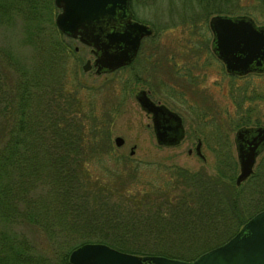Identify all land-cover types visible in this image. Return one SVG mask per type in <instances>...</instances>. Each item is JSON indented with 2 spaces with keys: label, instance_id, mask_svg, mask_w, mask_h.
<instances>
[{
  "label": "trees",
  "instance_id": "16d2710c",
  "mask_svg": "<svg viewBox=\"0 0 264 264\" xmlns=\"http://www.w3.org/2000/svg\"><path fill=\"white\" fill-rule=\"evenodd\" d=\"M42 4L45 5V2L38 0H7L6 6L0 3V16L4 17L3 14L10 10L7 15L11 19H24L23 24L25 26L26 23L28 31L26 43L31 42V37L33 43L36 33L45 34L44 39L37 37V43L42 45L39 51H43L39 56L24 57L9 46H0V264H70L67 260L69 250L86 241L104 242L137 254H163L190 260L226 240L239 225L221 239L212 241L213 243H206L202 236L199 237L198 250L185 252L186 248H181V244L184 247L193 240L198 229L209 218L204 217L205 214L219 204L221 197L224 199L225 195L226 199L234 198L233 189L228 186L233 181L231 168L227 164L218 165L214 176L220 179L217 181L201 170H190L173 164L162 165L158 162H140L127 155L117 156L113 152L107 125L118 112L122 97L117 96L116 101H113V92L112 96L106 95L102 103L97 105L95 98L91 102L87 93L80 94L79 88L84 90L85 86L83 88L79 81L71 89L66 88L67 78L61 68L57 67V63L61 50L70 54V38L56 27L53 17L46 27L39 26L42 12L32 14L31 6L39 9ZM50 4L55 7L52 0ZM212 8L214 10L210 13L241 12L226 5ZM188 19L187 23L200 29V25L190 20L191 16L186 18ZM206 24L207 20L200 29L197 42L193 43L195 46L191 44L196 52H189L187 60H198L204 50L211 59L207 48L209 37ZM48 31H51L50 35ZM152 31L142 38L140 44L149 37L157 41L159 29L152 25ZM140 47L130 63L115 70H139ZM182 49L183 44L178 43L173 52L168 51L166 65L171 69L174 65L179 67L174 57H179ZM51 53L54 62L51 61ZM190 54H194V57ZM177 66L176 72L183 80L187 73H182V64L181 72ZM189 84H192L191 81ZM163 92L172 102L187 105V110L188 107L192 109L194 119L202 120L204 117V113H199L194 103L186 102V95L190 93L188 94L185 86L174 92L171 84ZM227 121L233 129L238 124L245 123L236 121L235 118H228ZM196 125L199 127V124ZM204 127L199 130L203 135L202 140L206 142L207 135L202 133ZM214 128L207 131L211 134L208 136L212 138V134H215L217 139L218 131L216 126ZM217 144L218 150L214 149V152L219 155L220 161L224 163L231 160L233 164L231 140H228L227 133L220 135ZM258 158L260 159L249 179L253 176L254 180L251 182L254 189L262 192L263 152ZM140 169H146L149 174L142 185H139ZM124 184L139 188L143 193L141 200L146 202L147 207L131 209L132 215L123 206L121 213L116 202L103 189L107 191L112 185L114 188H121ZM170 189H176L171 191L173 195L168 196L165 192V200H158L157 194ZM257 199L259 195L256 196ZM151 201H158L157 206H149ZM223 205L217 211L218 218L226 213L228 206H225L226 202ZM233 206L228 207L229 210L237 211ZM253 213L242 217L241 223ZM140 215L147 216L140 218L137 224L130 221L133 225L123 217L138 219ZM20 220L33 224L40 230L50 245L53 256L44 254L47 250L37 247L11 228V224ZM135 229L151 238L152 241H146L152 243L153 247L145 246V239L138 243L134 238ZM176 232L180 238L165 236ZM195 243L199 245L195 241L192 245Z\"/></svg>",
  "mask_w": 264,
  "mask_h": 264
},
{
  "label": "rangeland",
  "instance_id": "374dc122",
  "mask_svg": "<svg viewBox=\"0 0 264 264\" xmlns=\"http://www.w3.org/2000/svg\"><path fill=\"white\" fill-rule=\"evenodd\" d=\"M38 1H41V3L44 1L45 5L42 4L39 9L32 5L31 11L32 14L37 13V15L39 12H42L39 26L46 27L50 18L54 17L53 14H55L57 8L52 7L50 0ZM206 1L207 0H129L133 18L143 21L151 25V27L154 25L155 28L159 29L156 36L157 41L149 37L140 44L141 47L139 46L140 53L138 58L141 65L139 70L135 68L127 72L128 68H125L123 71L114 70L96 73L94 72V66H92L91 69L83 70L81 68L82 62L85 58L92 59L93 55L90 46L81 44L74 38H70L69 41L68 50L70 54H66L64 50H61L58 57L59 62L57 63V67L61 68L67 78L65 79L66 88L71 89V87L79 81V83L83 84V88L85 86L84 90L82 87L79 88L80 94L83 95V93H87L91 102L95 98L97 105H100L106 95L108 97L109 95L112 96L113 92L115 93L112 97L113 101H116L117 96L120 98L122 97L118 112L107 125V133L113 145V152L117 156L127 155L129 158L140 162H158L162 165L173 164L186 167L190 170H201L206 174L212 175L214 180L217 181L220 179L214 176H216L218 165L227 164L231 168L230 172H232L233 181H231L228 186L232 187L234 198L226 199L223 194L224 199L221 197L219 204L214 206V209H209V212H212H208L204 216L209 218L205 224L198 229L199 232L196 231L197 233L193 236V240L187 237V240L190 241L185 244L184 247L180 243L182 249L186 248L185 252L198 250L200 247L199 237L201 236L205 239L206 243L221 239V237L236 228L237 225L240 227L242 224V217H247V215L264 207V191L261 192L257 191L256 188L254 189L255 186L251 182L254 180V178H252L253 176L249 179L252 172L238 184L234 182V177L238 171V163L236 161L235 149L233 148L232 142L230 148L234 160L233 164L231 160L222 163L219 155L214 152V149L218 148L217 143L220 140L221 134L227 133L228 140L232 138L233 126H230L228 123V118H235V120L238 121L239 118H248L249 116V122H264V85L262 83V78L253 75L250 77L249 82H244L245 80L236 78L235 83L237 86H234L231 83L228 84L229 80L227 76L221 79L223 74L219 69L210 68L208 70L207 68V70H204L205 76L203 77V82L198 85L192 82L190 85L189 75L186 74L188 63L186 57L189 56V52H196V50L191 48V44L197 42L196 40H198L201 27L204 25L209 15L213 14L210 13V11L214 10L212 7L221 8L226 5L233 10L241 11L237 13H248L253 16L257 22L264 23V0H208L209 3H206ZM0 3L6 6L7 0H3ZM9 5H12V3ZM9 11L10 10H8L7 13ZM7 13L3 14L4 17L0 16V46H9L13 51L18 54L21 53L24 57H35L42 54L43 51L41 52V49L39 51L42 45L37 43V37L41 36V38L44 39V32H42V35H36V33L33 36V43L32 37L30 38L31 42L26 43L25 38L28 31H26V23L25 26L23 24L24 19L18 17L11 19ZM190 16V20L200 25L199 30L196 26L192 27L191 23H187L189 19L186 20V18ZM25 21L29 22L27 19ZM35 23L38 25L37 20ZM50 32L51 31H48L49 35ZM207 36L210 37L209 29ZM31 43L32 45H29ZM178 43L181 45L183 44V49L179 52V57H174V59L180 67L176 65L179 72H181V64L183 66L182 73L184 75L186 74L184 78L182 77L183 80L179 78L175 65L172 69L166 65L168 51L173 52ZM193 46L195 45L193 44ZM201 53L198 60L204 62L205 51ZM50 58L52 62L55 61L52 53ZM135 77H137V79H134ZM135 80L138 81L135 82ZM139 80L141 82H139ZM142 80H144V83ZM211 82H220L221 85L219 86ZM171 84L174 88V92L177 88L184 89L185 86L188 90V94L191 93L190 95H186V102L194 103L198 112L204 113V117L201 116L202 120L199 118L194 119L191 112L192 109L188 107L187 110V105L174 103L172 102L173 100L167 97V94H164L163 89L167 88V86H171ZM140 89H144L152 100L163 102L182 115L185 135L180 142L175 144H159L155 141L149 114L145 113L139 107L134 97L135 93ZM196 124H199L200 128L202 127L201 124L205 126L202 129V131H204L202 133L207 135L206 142L202 140L203 135ZM215 126L218 131L217 139H215V134H212L214 137L211 138L208 136L210 133L207 132L215 129ZM116 135L123 138L122 143L119 145H115L113 142V137ZM197 137L200 138L199 149L203 158L194 150ZM131 149L132 153L130 152ZM259 159L260 158L256 159L253 168L256 166ZM148 175L146 169H140L138 177L141 180V184L139 185L145 183V177ZM125 185L126 184L121 188H114L112 185L111 188H107V191L103 189V192L111 196V200L116 202L121 213H123V206L127 207L132 215L133 211L131 209L134 210L139 207H147L146 202L141 200L140 197L143 196L142 191L137 187L131 188ZM236 186L239 187L236 188ZM172 190L176 189H170L157 194L158 200H165L163 197V193L165 192L168 196L173 195V192H171ZM236 191L239 193H236ZM225 192H227V190ZM258 195L259 199L256 200V196ZM224 202H226L225 206L228 207L236 205L233 207L236 208L237 211L233 209L232 212L227 207L225 210L226 213L222 214L223 216L221 218H218L219 215L217 211L220 207L224 206ZM151 203L153 202H149L148 205L156 207L158 201H155L153 204ZM231 214L234 215L232 216ZM145 216L147 215H140L138 219L135 217L131 219L125 216L123 217L125 221L133 225L132 223H139L140 218H144ZM228 216L232 217L227 218ZM203 219L204 218H202V220ZM214 226L216 227L210 231ZM11 228L20 233L22 237L25 236L28 240L32 241L37 247L47 250L43 252L44 254L49 256L54 255L49 247L50 245L45 240V236L33 224L20 220L17 223L11 224ZM134 232H136L134 238L138 243L143 242L145 239V246L153 247L152 243H147L146 241L147 239L152 241L151 238H147L139 229H135ZM165 236L174 239L180 238L177 232L169 235L166 234ZM194 241L198 242L199 245L196 243L192 245ZM178 245L174 246L178 247Z\"/></svg>",
  "mask_w": 264,
  "mask_h": 264
},
{
  "label": "water",
  "instance_id": "95a60500",
  "mask_svg": "<svg viewBox=\"0 0 264 264\" xmlns=\"http://www.w3.org/2000/svg\"><path fill=\"white\" fill-rule=\"evenodd\" d=\"M58 8L56 27L65 35L90 46L93 58L85 59L83 70L112 71L129 63L135 56L140 39L151 33L146 23L131 18L129 0H53ZM210 47L227 71L245 73L263 70L264 24L257 25L249 15L212 14L208 18ZM139 107L150 116L155 141L175 144L184 134L181 116L164 103L152 100L144 89L134 95ZM254 131L249 139L244 132ZM114 144L123 138L114 136ZM238 162L234 182L238 184L252 171L255 156L264 146V126L240 127L233 135ZM200 141L195 152L201 157ZM189 151V149H188ZM132 152V150L130 151ZM70 264H264V208L255 212L241 228L224 242L191 260L162 254H137L123 251L100 241H86L67 255Z\"/></svg>",
  "mask_w": 264,
  "mask_h": 264
},
{
  "label": "flooded vegetation",
  "instance_id": "af4514ba",
  "mask_svg": "<svg viewBox=\"0 0 264 264\" xmlns=\"http://www.w3.org/2000/svg\"><path fill=\"white\" fill-rule=\"evenodd\" d=\"M220 13V12H218ZM220 14H226V15H237V14H245V15H248V13H220ZM251 16V15H250ZM253 19L254 17L251 16ZM255 23L257 25H262L264 23H260V22H257L256 20H254ZM207 27H208V24H207ZM209 29V27H208ZM210 32V30H209ZM210 40H211V32H210V37H209V43H208V50L211 54V59H209L207 53H206V50L205 53L206 55L205 56V61L203 62L202 60H193L192 58L188 59V63H187V74L189 75V79L192 82H195L197 85L198 84H201L203 82V77L205 76V71L204 70H208L210 68H217L219 69V71L223 74L221 76V79L224 77V76H227L228 78V84H233L234 86H237V84L235 83V79H240V80H245L244 82H249L250 81V77L253 76V75H257V76H260L262 78V83L264 85V69L263 70H249L245 73H235V72H229L226 70L225 68V65L224 63L218 59L214 53L212 52L211 50V47H210ZM191 57H194V54H190ZM261 64H264V58L261 59ZM211 83H216L218 84L219 86L221 85L220 82H211ZM264 90V88H263ZM195 92V91H194ZM191 94V93H190ZM194 94V93H192ZM204 94V93H203ZM192 97V95H191ZM264 97V95H263ZM163 103V102H162ZM165 104V103H164ZM166 106H168L167 104H165ZM170 109L174 110L173 108H171V106H168ZM176 111V110H174ZM177 112V111H176ZM178 113V112H177ZM180 114V113H178ZM181 115V114H180ZM246 117V116H245ZM238 120L240 121H243L245 123H240L238 124L234 129H233V133L236 129L240 128V127H256V126H264V122H249V116L248 118H239ZM181 121H182V125H183V120L181 118ZM203 127L204 125L201 124ZM184 127V126H183ZM200 128V126H199ZM254 134V131H252V129H249L248 132H244V137L249 139L251 137V135ZM185 135V128H184V134L183 136L181 137V139L178 141L180 142L183 137ZM234 135V134H233ZM233 135H232V140H233ZM198 138V137H197ZM200 139V138H199ZM177 142V143H178ZM264 147V146H263ZM256 159H257V156H256Z\"/></svg>",
  "mask_w": 264,
  "mask_h": 264
}]
</instances>
